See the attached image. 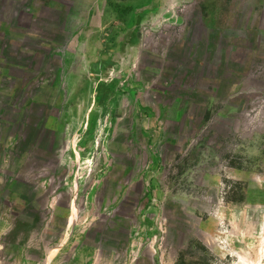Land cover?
<instances>
[{"label":"rangeland","instance_id":"rangeland-1","mask_svg":"<svg viewBox=\"0 0 264 264\" xmlns=\"http://www.w3.org/2000/svg\"><path fill=\"white\" fill-rule=\"evenodd\" d=\"M0 264H264V0H0Z\"/></svg>","mask_w":264,"mask_h":264}]
</instances>
